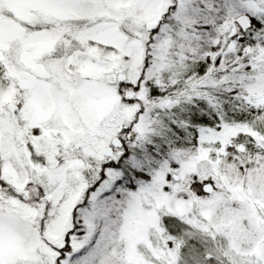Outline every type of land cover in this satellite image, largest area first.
<instances>
[{
    "label": "snow or ice",
    "instance_id": "1",
    "mask_svg": "<svg viewBox=\"0 0 264 264\" xmlns=\"http://www.w3.org/2000/svg\"><path fill=\"white\" fill-rule=\"evenodd\" d=\"M0 264H264V0H0Z\"/></svg>",
    "mask_w": 264,
    "mask_h": 264
}]
</instances>
